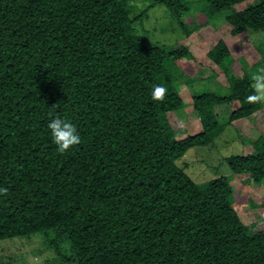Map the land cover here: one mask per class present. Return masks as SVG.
<instances>
[{
	"label": "trees",
	"instance_id": "16d2710c",
	"mask_svg": "<svg viewBox=\"0 0 264 264\" xmlns=\"http://www.w3.org/2000/svg\"><path fill=\"white\" fill-rule=\"evenodd\" d=\"M135 1L0 0V241L44 233L69 264H264V231L242 222L230 180L198 184L178 163L223 131L215 107L238 102L233 121L264 111L247 99L253 80L233 75L220 40L209 57L228 93L196 92L202 131L178 139L176 82L194 55L148 44L135 27L163 5L179 28L193 11H227L234 35L264 33V0L240 11L248 0H150L133 15ZM157 84L165 92L154 101ZM57 114L81 135L65 153L47 127ZM253 148L226 161L260 183L264 137Z\"/></svg>",
	"mask_w": 264,
	"mask_h": 264
},
{
	"label": "rangeland",
	"instance_id": "374dc122",
	"mask_svg": "<svg viewBox=\"0 0 264 264\" xmlns=\"http://www.w3.org/2000/svg\"><path fill=\"white\" fill-rule=\"evenodd\" d=\"M151 3L150 0L135 1L133 9L135 7L137 10L133 15L141 14ZM258 3L259 0H248L234 5L233 10L240 11ZM226 15L227 11H222L217 17L208 19L206 15L193 11L183 18V26L179 28L168 8L156 5L149 9L141 22L135 24L148 44L165 46L167 49L187 45L194 55L193 60L180 62L184 77L176 82L184 99V106L177 116L178 139L202 131L200 118L194 109L193 95L196 92L228 93L227 77L209 57L210 50L220 40L227 44L233 56V75L249 77L253 82L258 75H264V61L257 50L260 46L264 47V33L245 31L242 35H234ZM261 101L264 103V99ZM239 108L238 102L215 107L218 120L224 126L223 131L211 144L190 148L178 163L198 184L227 177L235 189V208L242 222L257 233L264 231V180L255 183L249 176L234 174L226 158L255 154L253 143L264 137V111L248 118L231 120V115ZM49 239L44 233H36L1 240L0 264H69L56 252L57 246Z\"/></svg>",
	"mask_w": 264,
	"mask_h": 264
},
{
	"label": "clouds",
	"instance_id": "9594fccd",
	"mask_svg": "<svg viewBox=\"0 0 264 264\" xmlns=\"http://www.w3.org/2000/svg\"><path fill=\"white\" fill-rule=\"evenodd\" d=\"M256 93L249 96V101L264 99V75H258L254 82ZM165 88L163 85H154L150 90L151 98L154 101L163 99ZM53 143L57 146L59 153L69 151L73 146L81 143V135L76 124L69 118L57 114L47 124ZM8 188L0 186V193H7Z\"/></svg>",
	"mask_w": 264,
	"mask_h": 264
}]
</instances>
